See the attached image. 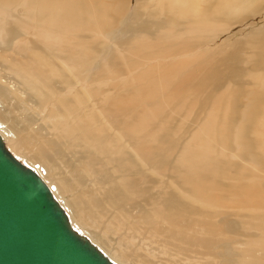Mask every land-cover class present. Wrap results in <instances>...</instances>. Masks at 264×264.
<instances>
[{
  "label": "bare ground",
  "instance_id": "1",
  "mask_svg": "<svg viewBox=\"0 0 264 264\" xmlns=\"http://www.w3.org/2000/svg\"><path fill=\"white\" fill-rule=\"evenodd\" d=\"M23 1L0 0V135L72 226L118 264H264V0H139L154 32L122 23L129 0Z\"/></svg>",
  "mask_w": 264,
  "mask_h": 264
},
{
  "label": "water",
  "instance_id": "2",
  "mask_svg": "<svg viewBox=\"0 0 264 264\" xmlns=\"http://www.w3.org/2000/svg\"><path fill=\"white\" fill-rule=\"evenodd\" d=\"M0 264H118L72 226L48 184L1 135Z\"/></svg>",
  "mask_w": 264,
  "mask_h": 264
},
{
  "label": "rangeland",
  "instance_id": "3",
  "mask_svg": "<svg viewBox=\"0 0 264 264\" xmlns=\"http://www.w3.org/2000/svg\"><path fill=\"white\" fill-rule=\"evenodd\" d=\"M9 1H11V0H9ZM25 1V0H24ZM24 1H23V3H24ZM29 2H31V4H41L42 3V1L41 0H29ZM130 3V4H129ZM128 4H129V8L127 9V11L126 12H124V14H123V16H122V18H121V20H122V23L123 24H125V25H127L128 26V28L130 27V29H133V28H135V27H144V28H146L147 26L148 27H150V31L151 32H154V31H156L157 30V28L160 26L159 24H154V23H152V22H148V23H146L145 21L147 20V19H144V21H140V20H142V19H138V18H132V19H129V18H131L133 15H134V12L136 11V9L139 7V0H129V2H128ZM33 6V5H32ZM32 6H29V7H32ZM10 9H11V11H15L17 14H22V13H24V10H26V9H19L17 6H11L10 7ZM263 15H264V13H263ZM258 19V26H255V27H259L260 26V24H262L263 22H264V16H262V17H258L257 18ZM139 24V25H138ZM144 24H146V26L144 25ZM133 27V28H132ZM251 28H249V30H250ZM246 32V33H245ZM247 32L248 31H243V32H241V34L240 33H238L237 34V38L238 39H241V38H244L245 36H246V34H247ZM243 33V34H242ZM117 34H119V32H117ZM241 37V38H240ZM1 52V51H0ZM96 54H98L99 56H105L106 54H110V53H112V54H117L118 53V51H116V50H113V51H110V50H108V49H106V48H101V49H99V50H97L96 52H95ZM5 55V57H7V58H10L11 57V51H7V52H5L4 54H3V56ZM185 59H187V57H184ZM212 61V60H211ZM207 62H210V60H208V61H206L205 60V63H207ZM195 68H197V66L195 65V66H193L191 69L193 70V69H195ZM136 69H139V68H136ZM133 70H135V69H132V68H130V67H125V64H118L116 67H114V68H111V69H109V74H112V75H116V76H120V75H122L123 73H127V72H131V71H133ZM94 73H96L97 71H98V69H93L92 70ZM44 112V111H43ZM41 113V112H40ZM16 114L18 115V113H12V115L13 116H16ZM20 117L21 116H18V117H16V118H18V119H20ZM38 117V116H37ZM22 119V122L20 123V125H19V129H20V131H22L21 133L23 134V136L25 137L26 135H27V133H28V130H26L25 128H22V127H24L22 124L24 123V121H26V120H24L23 118H21ZM39 119H41V117L39 118ZM36 122V120H34V123ZM40 122H42V120H40ZM16 125H17V123H15ZM22 128V129H21ZM26 131V132H25ZM22 148L23 149H25V147H24V145L22 144ZM16 152V151H15ZM21 152H23V151H21ZM24 154H26V155H29L28 154V152L25 150V152H24ZM230 162V163H229ZM228 163H226L225 164V167H227L229 170H228V172L229 171H232V172H227V174L229 175V176H234L235 177V175H237V176H239V177H237V178H239V179H243V177H250V176H253V173L250 171V170H247V169H240V168H238V166L239 165H237V164H233L234 162H231V161H229ZM39 163V162H38ZM64 168H66V170L68 169V164H66V165H64L63 166ZM236 167V168H235ZM71 170H72V173H70V175L69 174H67V175H63V176H61V177H58V180H62L63 182H65V183H68V182H70L71 181V179L73 178V176H74V174H73V168H71ZM77 170H79L80 172H81V170H80V167H78V169ZM105 172V171H104ZM103 172V173H104ZM235 173V174H234ZM240 176H241V178H240ZM49 179H51L53 182L57 179L56 177H48ZM259 193L264 197V190H262L261 188H259ZM75 196V193H67V195H65V197L66 198H68V199H70V198H72V197H74ZM258 201H260V200H258ZM257 201V202H258ZM127 208H130V206L129 205H127L126 206ZM237 210V209H236ZM230 211V213H232V212H234V210H227V212H229ZM239 211H243V210H239ZM102 225V227H104L106 230L108 229L107 228V226H106V223H102L101 224ZM113 228H114V226H113ZM113 228H112V230H107V235H109V237L108 238H106V239H110V241H112L114 244H117V242H118V238H120V234H118V233H115L114 231H113ZM109 231V232H108ZM99 233H101L99 230H98V234ZM100 235V234H99ZM98 236V235H97ZM127 236H128V238H132V239H134L133 241H134V243L133 244H135V247H137L138 248V250H139V252L140 253H142V254H144V253H147L149 250H152V249H154V247H156V243H153V242H151V241H144L143 239L141 240V238L140 237H138V235H134L132 232H128L127 233ZM154 240H157V237H155L154 238ZM148 242V243H147ZM134 246V245H133ZM140 247H141V249H140ZM233 245H229V244H227L226 245V253L228 254V255H235V254H237L234 250H233ZM195 253H190V255H185V256H181V258L180 257H178V258H176V259H170L168 256H166L164 253H155L151 258L155 261H153V263H155V264H159V263H161L162 264V262H165V264L166 263H168V261H170V263L171 264H179V263H181V264H219L218 262H212L211 260H208L207 258H203V257H201L200 255V257H197V255H194ZM184 257V258H183ZM162 258V259H161ZM151 259V260H152ZM178 259V260H177ZM168 260V261H167ZM160 261V262H159ZM176 261V262H175ZM178 261H180V262H178ZM208 261V262H207ZM174 262V263H173ZM164 264V263H163Z\"/></svg>",
  "mask_w": 264,
  "mask_h": 264
}]
</instances>
